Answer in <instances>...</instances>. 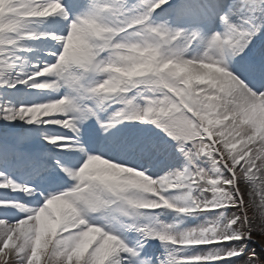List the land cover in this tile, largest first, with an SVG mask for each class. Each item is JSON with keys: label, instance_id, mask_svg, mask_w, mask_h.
I'll return each instance as SVG.
<instances>
[{"label": "snow or ice", "instance_id": "6c2138e0", "mask_svg": "<svg viewBox=\"0 0 264 264\" xmlns=\"http://www.w3.org/2000/svg\"><path fill=\"white\" fill-rule=\"evenodd\" d=\"M258 237L264 0H0V264H264Z\"/></svg>", "mask_w": 264, "mask_h": 264}, {"label": "rangeland", "instance_id": "374dc122", "mask_svg": "<svg viewBox=\"0 0 264 264\" xmlns=\"http://www.w3.org/2000/svg\"><path fill=\"white\" fill-rule=\"evenodd\" d=\"M243 263V262H242Z\"/></svg>", "mask_w": 264, "mask_h": 264}]
</instances>
